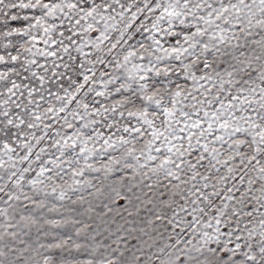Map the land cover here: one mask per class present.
I'll list each match as a JSON object with an SVG mask.
<instances>
[{
    "label": "snow or ice",
    "instance_id": "obj_1",
    "mask_svg": "<svg viewBox=\"0 0 264 264\" xmlns=\"http://www.w3.org/2000/svg\"><path fill=\"white\" fill-rule=\"evenodd\" d=\"M0 264H264V0H0Z\"/></svg>",
    "mask_w": 264,
    "mask_h": 264
}]
</instances>
